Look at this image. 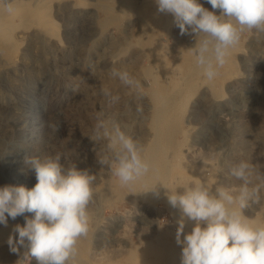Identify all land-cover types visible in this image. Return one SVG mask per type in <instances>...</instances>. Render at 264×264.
I'll list each match as a JSON object with an SVG mask.
<instances>
[{
	"label": "rangeland",
	"instance_id": "rangeland-1",
	"mask_svg": "<svg viewBox=\"0 0 264 264\" xmlns=\"http://www.w3.org/2000/svg\"><path fill=\"white\" fill-rule=\"evenodd\" d=\"M79 1L51 0L49 11L37 19L30 9L41 7L39 0H0V10L5 5L13 9L11 14L2 10V17H14L9 36L0 37V188H33L34 160L57 163L61 175L75 170L91 178L88 231L77 237L65 264L103 263L106 255L113 257L111 264H129L132 254L136 258L140 252L141 230L154 231L172 221L178 225L183 210L168 200L175 191L205 190L214 199L224 191L233 198L224 201L229 214H239L252 227L264 224V22L249 29L206 0H196L221 22H232L239 39L226 46L223 65L206 55L207 62L213 58L207 66L203 56L206 65L198 67L192 81L190 57L219 45L211 34L188 26L182 34L168 12L161 22L162 15H144L143 8L156 0H83L86 6ZM47 19L53 28L46 29ZM156 21L165 66L148 53L147 30ZM228 59L236 62L235 69L227 67ZM209 70L225 76L209 79ZM123 73L130 83L121 80ZM169 112V120L160 123ZM120 133L132 139L138 158L148 166L142 178L165 168L164 187L149 188L134 175L135 194L109 201V186L121 180V161L131 158ZM241 162L249 165L245 178L232 174ZM198 168L214 177L211 188L195 180L202 173ZM173 210H180L179 217ZM32 219L34 213L25 212L0 224V264H38L28 240L20 245L16 232ZM171 252L181 259L182 248ZM138 257L142 264L151 259Z\"/></svg>",
	"mask_w": 264,
	"mask_h": 264
},
{
	"label": "clouds",
	"instance_id": "clouds-1",
	"mask_svg": "<svg viewBox=\"0 0 264 264\" xmlns=\"http://www.w3.org/2000/svg\"><path fill=\"white\" fill-rule=\"evenodd\" d=\"M160 12L174 15L183 34L186 26L210 33L220 43L217 57L224 64L221 45L227 46L239 39L232 23L221 22L216 15L204 9L196 0H156ZM212 9H220L234 17L240 25L249 29L264 22V0H206ZM5 12L13 9L5 5ZM206 48L202 49V52ZM204 63L203 57L199 61ZM216 73L209 70L212 79ZM121 80L130 83L126 73ZM120 140L131 154L130 160H122L117 175L123 182L134 179L147 171V164L138 158L134 143L122 133ZM37 183L33 188L4 186L0 188V224L7 225V218L15 220L25 212L34 213V219L26 221L24 227L17 226L18 243L29 242L30 254L38 264H65L73 252L77 237L86 235L88 222L85 206L90 198V177L71 170L61 175L60 166L49 162L42 164L34 160ZM249 165L241 162L232 170L237 178L246 177ZM220 199L209 196L205 190H196L187 195L169 197L172 207L179 205L188 220L195 221L192 231L183 235L185 222H178L176 242L183 245L181 264H264V227H252L237 213L229 214L224 201L232 202L226 192H220ZM245 204L241 202V207ZM7 214V215H6ZM207 221L206 227L199 222ZM183 235V239L181 236ZM9 245L13 244L10 237ZM13 253L18 250L11 248Z\"/></svg>",
	"mask_w": 264,
	"mask_h": 264
},
{
	"label": "bare ground",
	"instance_id": "bare-ground-1",
	"mask_svg": "<svg viewBox=\"0 0 264 264\" xmlns=\"http://www.w3.org/2000/svg\"><path fill=\"white\" fill-rule=\"evenodd\" d=\"M83 0H81V1H79V2H77V5H80V6H82V5H84V6H86L85 4H84V2H82ZM35 2V1H34ZM37 3V2H36ZM151 4H153L154 5V7H158V4H157V2L156 1H153V2H151ZM151 4H150V2L148 3V5L145 7V8H143V14L144 15H146L147 17L148 16H150V14L151 15H153V14H156V17L157 16H159V15H162V16H160V17H158V21H160L161 22V20H164L165 19V15H166V12H160L159 10H156V8H155V10L154 9H152L150 6H151ZM35 6V5H34ZM37 6H41V7H38V8H36L35 7V9L33 10V9H30L31 11H30V14L32 15V16H38V18L37 19H39L40 17V15L42 14V13H45V12H48L49 11V9H50V7H51V0H39V2L37 3ZM83 6V7H84ZM2 9V8H1ZM5 8H3L2 10H4ZM53 9V8H52ZM2 10H0V13H1V11ZM20 9H18V11H19ZM24 10V9H23ZM17 11V13H18V17H20L19 15V12ZM22 11V10H21ZM20 11V12H21ZM28 12V14H29V11H27ZM26 13V12H25ZM142 13V12H141ZM158 14V15H157ZM8 15V14H7ZM14 15V14H13ZM31 15H29L30 17H31ZM163 15H164V17H163ZM6 15H4V17H2V15L0 14V37H2V36H4V37H8L9 36V34H7V31H8V27L10 26V24H11V22L14 20L13 18L14 17H12L11 18V16L9 17H5ZM21 16H23L22 14H21ZM26 17V16H25ZM24 18V17H23ZM41 18H43L42 16H41ZM156 19V18H155ZM161 19V20H160ZM28 20V19H27ZM30 20V19H29ZM157 20V19H156ZM37 21V20H36ZM39 22H40V20H38ZM41 21H43L42 19H41ZM44 21H46V20H44ZM155 21V20H154ZM158 21H156V23L155 24H153L152 26H148V30H147V32H148V36H147V44H148V53H150V55H151V59H152V61H156V62H160V63H162L164 66L167 64L166 62H165V59H166V54H165V52H164V49H162L160 46H159V40H158V34H157V22ZM159 22V23H160ZM236 22V21H235ZM232 23V22H231ZM145 25V24H144ZM169 25V24H168ZM45 26H46V29L47 28H49V29H51V28H53L54 26H53V22H51V20H48L47 19V22L45 23ZM167 26V25H166ZM147 27V26H146ZM168 27V26H167ZM169 29V28H168ZM202 32V31H201ZM160 33H162V32H160ZM167 33V32H166ZM207 34V33H206ZM55 35H56V33H55ZM161 35V34H160ZM160 35H159V38H160ZM209 35H210V33H209ZM161 39H163L162 37H161ZM165 40V39H164ZM163 40V41H164ZM161 43V42H160ZM208 43V42H207ZM220 43V42H219ZM162 44V43H161ZM214 44V43H213ZM164 45V44H163ZM204 46V45H203ZM207 46V45H206ZM217 46H218V44H214L213 46H212V48H209V47H204V48H206V51H203L202 52V50H198L199 52H197V55L196 56H193V57H190L191 56V53L189 52V51H187L185 54L187 55V56H189L190 57V60L191 61H193V63L191 64V66H190V64L188 65V66H190V68L188 69L189 70V73H188V75L191 77V79H192V81L193 80H196V77H198V75H197V70H198V67H200V65H201V63L198 61L197 62V60H199L200 58H201V56L203 57V56H205V58H206V64L207 63H209L210 61H212L213 60V58H217ZM228 46V45H227ZM221 47V51L222 52H225L226 50H227V47H224L223 45H221L220 46ZM204 48H202V49H204ZM165 49H167V48H165ZM230 49V48H229ZM190 50V49H189ZM192 50V49H191ZM225 50V51H224ZM15 55H16V53H15ZM206 55H210V57H213V58H211V60L209 59L208 61L209 62H207V56ZM204 58V59H205ZM150 59V60H151ZM216 61V60H215ZM214 61V62H215ZM228 64H227V67L229 68H233V69H235L236 68V62L235 61H233V59H228ZM149 62V61H148ZM205 62V61H204ZM213 62V63H214ZM212 63V62H211ZM225 63V62H224ZM205 64V63H204ZM205 64V65H206ZM210 64V63H209ZM203 65V64H202ZM226 65V64H225ZM207 66H209L208 64H207ZM207 66H204L205 68L207 67ZM238 71V70H237ZM234 74V73H233ZM236 74V73H235ZM207 75V74H206ZM224 74H222V73H217L216 75H215V77H214V79L215 80H217V81H220V79H223L224 78ZM204 79V78H203ZM197 80H200V79H197ZM203 81V80H202ZM224 81V80H223ZM213 85V84H212ZM215 85V84H214ZM216 86H218V84H216ZM216 86H214L215 88H216ZM156 88V87H155ZM161 91V90H160ZM163 104V103H162ZM177 110V109H176ZM159 117V116H158ZM158 117H156V118H158ZM171 117V112H169V113H166L165 115H161L160 116V118L158 119L159 121H160V123L161 122H167V120H169V118ZM175 121V120H174ZM161 125H163V124H161ZM161 125H159V127L161 126ZM166 125V124H165ZM169 127V126H168ZM180 127V126H179ZM172 132V131H171ZM157 133V132H156ZM170 134V133H169ZM182 134V133H181ZM168 136V135H167ZM171 136V135H170ZM172 137V136H171ZM2 141V140H1ZM175 143V142H174ZM159 160V159H158ZM161 161V160H160ZM157 167V166H156ZM161 167V166H160ZM160 167H158V171H156V172H154L152 175H144L143 176V178L141 177V174H140V177L138 178V180L139 181H141V179H143V180H145V183H144V186H147V187H149V188H162V187H164V174H163V171H165L166 172V170H164V169H159ZM204 168H205V166H203ZM204 168H201L202 170H204V172H206V170L204 169ZM199 169V168H198ZM163 170V171H162ZM200 170V169H199ZM164 172V173H165ZM167 172H168V170H167ZM200 172H202V173H200ZM209 172V171H208ZM199 175H195L194 177H196L195 178V180H198L202 185H204V186H206L207 188L208 187H210V184L213 182V178H209V174H204L203 173V171H199ZM207 173V172H206ZM211 180H212V182H211ZM160 181H161V184H160ZM137 180H135V179H133V180H130V181H128V182H123L122 180H118V181H116V182H114V183H112V185L111 186H109L110 187V189L111 190H109V187H108V190L110 191V199H109V201H111V202H113L114 200H116V199H118V198H120V197H122V196H124V195H126V194H128V195H130V194H132V193H134L135 194V188L134 187H137ZM169 182V181H168ZM156 183H158L156 186H155V184ZM171 183V182H170ZM160 185V186H159ZM171 185V184H170ZM143 186V187H144ZM143 187H140L139 189H138V191H142L143 189ZM201 188V187H200ZM211 188V187H210ZM138 191L136 192V193H138ZM158 191H160V190H158ZM107 192V191H106ZM157 192V191H156ZM156 192H155V194H156ZM174 192V191H173ZM109 193V192H108ZM157 194H160V192L158 193L157 192ZM181 191H175V193H173V195H176V196H181ZM160 195H162V193L160 194ZM157 196H159V195H157ZM165 196V195H164ZM145 198V197H144ZM168 198V197H167ZM151 199V198H150ZM161 199V198H160ZM169 200V199H168ZM108 205V204H107ZM235 206V205H234ZM169 208V207H168ZM175 210V209H174ZM173 210V211H174ZM125 211V210H124ZM180 211V210H179ZM179 211L177 210V211H174L173 212V215H174V217L176 218V216L177 217H179ZM182 214V213H181ZM172 218V217H171ZM174 218V219H175ZM181 219H183L184 220V222H185V228H184V233H183V235H185L187 232H188V230L190 229V224H193L195 221H191V220H188L187 219V217L186 216H181V217H179V219H178V221H180ZM174 223V224H173ZM201 223V222H200ZM199 223V224H200ZM178 224V223H177ZM262 224V223H261ZM177 226V227H176ZM264 227V224H262V225H260V227ZM177 229H178V225H176V223L175 222H171V224H166L165 226H159V227H157V228H155L154 229V231L152 232V231H150V230H141L140 231V236H141V245L139 246L138 245V247H137V250L139 249V251L140 252H137V257L138 256H149V258L151 257V259L147 262V264H181V259L179 258V259H177V256L176 255H172L171 253V250H175V249H178L179 250V248H182L183 247V245H180L181 247H178V244L176 243V232H177ZM182 235V236H183ZM172 237V239L171 240H169L167 237ZM181 236V237H182ZM140 239V238H139ZM147 241V243H144V242H146ZM143 243V244H142ZM130 245H132V244H130ZM129 245V246H130ZM135 245V244H134ZM134 249V248H133ZM130 250V249H129ZM131 252H132V247H131V251H130V255H131ZM120 253V252H119ZM124 254V253H123ZM123 254H121V256L123 255ZM118 255V254H117ZM116 255V256H117ZM129 255V256H130ZM118 256H120V255H118ZM120 256V257H121ZM131 257V256H130ZM137 257L135 258V253H133L132 254V260H130V263L129 264H142L143 262H142V258L141 257H138V260H136L137 259ZM112 258L113 257H111V258H108V256L106 255L105 256V258H104V261H103V263L102 262H98L97 264H111L110 263V261L112 260ZM115 258V257H114ZM129 258V257H128ZM146 258V257H145ZM126 259H127V257H126ZM146 261V260H145ZM112 262V261H111ZM116 264V263H115Z\"/></svg>",
	"mask_w": 264,
	"mask_h": 264
}]
</instances>
